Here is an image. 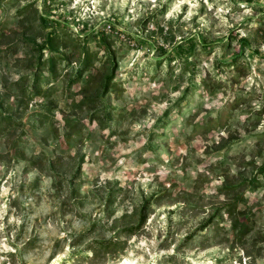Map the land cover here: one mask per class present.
Listing matches in <instances>:
<instances>
[{
  "label": "rangeland",
  "instance_id": "1",
  "mask_svg": "<svg viewBox=\"0 0 264 264\" xmlns=\"http://www.w3.org/2000/svg\"><path fill=\"white\" fill-rule=\"evenodd\" d=\"M262 169L264 0H0V264H264Z\"/></svg>",
  "mask_w": 264,
  "mask_h": 264
},
{
  "label": "trees",
  "instance_id": "2",
  "mask_svg": "<svg viewBox=\"0 0 264 264\" xmlns=\"http://www.w3.org/2000/svg\"><path fill=\"white\" fill-rule=\"evenodd\" d=\"M99 34L102 36V39H104L105 36H106V35H104L103 32H100ZM83 59H84V60H83V63H87V62H88L89 59H88L86 53L84 54V58H83ZM80 72H81V70L79 69V73H80ZM262 172L264 173V169L261 170V173H262ZM241 232H243V234H245V233H246V230H242Z\"/></svg>",
  "mask_w": 264,
  "mask_h": 264
},
{
  "label": "bare ground",
  "instance_id": "3",
  "mask_svg": "<svg viewBox=\"0 0 264 264\" xmlns=\"http://www.w3.org/2000/svg\"><path fill=\"white\" fill-rule=\"evenodd\" d=\"M121 264H130V262L125 258L121 261Z\"/></svg>",
  "mask_w": 264,
  "mask_h": 264
}]
</instances>
